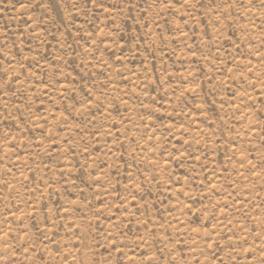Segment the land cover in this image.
<instances>
[{
    "label": "rangeland",
    "instance_id": "rangeland-1",
    "mask_svg": "<svg viewBox=\"0 0 264 264\" xmlns=\"http://www.w3.org/2000/svg\"><path fill=\"white\" fill-rule=\"evenodd\" d=\"M0 264H264V0H0Z\"/></svg>",
    "mask_w": 264,
    "mask_h": 264
}]
</instances>
